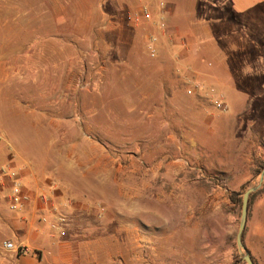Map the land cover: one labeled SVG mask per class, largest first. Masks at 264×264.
Here are the masks:
<instances>
[{
  "label": "rangeland",
  "instance_id": "obj_1",
  "mask_svg": "<svg viewBox=\"0 0 264 264\" xmlns=\"http://www.w3.org/2000/svg\"><path fill=\"white\" fill-rule=\"evenodd\" d=\"M156 1L154 9L145 4L130 15L123 11L125 20H149L139 26L140 50L134 53L121 50L120 45L131 43L127 31L123 41L117 40L121 33L108 32L103 0H0V144L24 160L30 175L48 182L50 187H43L47 196L51 198L53 190L64 198L61 211L67 215L66 223L75 220L74 225L83 227L66 234V239L80 244L74 264H133V257L136 264H157L153 249L138 235L133 251L128 249L127 235L111 233L112 217L128 213L113 178L126 176L133 163L143 173L145 159L159 161L168 152L170 159L178 160L190 152L187 161L207 167L210 183L220 179L219 184L234 189L241 199L248 188L259 185L264 167V6L249 10L238 21L228 2L217 5L225 0H200L195 15L191 8L187 15L181 14L182 8L175 15L176 0ZM144 10L147 18L141 16ZM202 15L205 21L221 22L203 23L194 34L196 42L189 41L190 49L198 51L193 56L179 54L175 34L187 31L186 24ZM97 30L113 47L105 55L104 44L87 35ZM156 30L166 36L168 31L167 44L159 43ZM149 37L156 38L153 57ZM163 81L170 88L152 89ZM159 115L171 121L151 124ZM206 117H223L219 125L233 123L240 129L239 139L246 142L238 149L248 160L238 162V155H225L229 148L218 145L217 137L204 136L206 131L192 135ZM149 125L157 131L151 133ZM171 133L175 140L167 139ZM214 150L224 161L210 156ZM216 166H239L246 173L240 178L236 173L218 176L213 172ZM120 182L126 200L127 184ZM254 193L243 245L255 264H264V179ZM235 209L232 252L215 262L191 261L245 264L244 252L239 253L235 242L241 206ZM99 213L108 217L102 234L97 228Z\"/></svg>",
  "mask_w": 264,
  "mask_h": 264
},
{
  "label": "crops",
  "instance_id": "obj_2",
  "mask_svg": "<svg viewBox=\"0 0 264 264\" xmlns=\"http://www.w3.org/2000/svg\"><path fill=\"white\" fill-rule=\"evenodd\" d=\"M103 2L108 10L103 17V20L107 18L103 23H107L108 32L121 33L119 39L117 38L120 41L121 37L125 36L123 32L127 31L131 43H126L125 46L120 45L121 50L123 52H138L140 50L138 45L141 41L139 26H145V22H149V20L147 17L140 23L130 18L125 20L123 11L127 10V15H130L136 7L145 4L154 9L158 6L157 1L103 0ZM227 2L230 13L238 17V21H242V16L246 15L249 10L264 6V0H225L223 3L218 2L217 5L226 6ZM199 5L200 0H176L175 15L181 8L185 11H182V15H187L190 8L192 9L191 13L195 15L198 10L200 11ZM215 21L221 22V19L205 21L202 15L201 19L189 21L186 24L189 25L187 31L177 32L173 39L179 54L193 56L198 50H191L192 46L189 45V41L196 42L195 37L197 36L194 35L196 29H200L203 23L211 26ZM11 23L13 24V21ZM15 23L19 26L23 25V21H15ZM202 30L208 31L206 26ZM155 32L160 38L159 43L168 42V38H171L168 31V36H166V32L159 30ZM87 35L94 42L104 44L102 47L104 55L107 53L106 50H113V47L108 46L103 40L104 37L100 30H97L96 34L88 32ZM126 42L128 41L126 40ZM144 43L145 39L141 46L142 50H144ZM158 46L160 49V45ZM17 71L16 67L14 72ZM135 72L136 74L141 73L138 70ZM158 85L159 88L154 85L152 89L170 88V84L165 81ZM150 99L152 98L150 97ZM180 117L176 116L175 120L181 122ZM222 118L206 117L202 121L198 120L202 125L198 124L194 129L191 127L192 135L199 137L204 134L203 131H206L207 134L204 136L217 137L218 145H225L229 148L224 151L225 155H229L231 158L238 155V162L246 160L247 157L245 159L241 155L243 149H238L246 142L245 139H239L240 129L236 128L233 123L222 127L219 125ZM157 121L168 122L171 120L159 115L155 118L153 116L150 123L154 124ZM148 128L151 133L157 131L154 125H149ZM243 130L246 133V128ZM167 139L175 140L174 134L171 133ZM249 143L252 144L248 140ZM169 155L168 152L162 154L160 160L155 162L145 159L141 165L143 173H141V168L133 163L126 176L117 175V178H113V185H117V190L120 191L119 198L121 196L123 198L119 201L127 202L128 213L124 217L118 215L112 217L115 224L111 233L119 235V237L127 235L128 249L133 251L136 248V235H138V239H142L145 246L149 245L153 249V262L157 264H197V262L191 261L197 258H211L212 262H215L216 259L220 260L222 256L232 252V235L236 229L237 218L235 205L231 202L230 196L235 190L226 184H219L218 181L214 182L215 184L210 183L206 178L208 176L207 167L194 166L190 161H187L190 152H185L178 160L170 159ZM210 156H213L217 162L224 161V157L215 150ZM23 161L22 158L8 152L0 144V245L2 242L10 241L27 247L37 255L16 257L13 254H0V264H74L75 252L80 244L77 243L76 246L74 240L66 239V234L83 227L74 225L75 220H72L73 223L71 221L66 223L67 215L65 217L62 213L64 211H61L64 198L53 190L51 191L52 197L47 196L43 187H50L48 182H40L32 173L30 175L28 169L23 167ZM231 167L227 166L224 169L217 167L213 172L215 175L223 177L236 173L238 178L242 176V173H246L243 167ZM120 180L126 181L127 184L126 200L124 192L121 190L123 183ZM17 185L20 187L21 194L26 195L28 200L16 204L12 208L13 191ZM122 208L124 207L122 206ZM60 217L65 218L64 225L58 222ZM98 217L100 220L97 228L102 234L104 221H107L108 217L106 215L104 218L101 213ZM118 241L117 239V243ZM78 251L80 252V249ZM131 262L136 264V259L131 258Z\"/></svg>",
  "mask_w": 264,
  "mask_h": 264
},
{
  "label": "built area",
  "instance_id": "obj_3",
  "mask_svg": "<svg viewBox=\"0 0 264 264\" xmlns=\"http://www.w3.org/2000/svg\"><path fill=\"white\" fill-rule=\"evenodd\" d=\"M160 6L162 8H164V3L160 2ZM141 16L148 17V14L144 10V11H141ZM135 20H138V16H137V18ZM155 41H156L155 37H149L148 40H147L148 49H149V53H150L151 57L154 56V52L155 51H154V47H153V42H155ZM13 192H14V195H13L14 197L12 198V201L14 203L12 205V208H14V206L16 204H19L21 202H26L28 200V197L26 195H22L21 194L19 185L15 186ZM58 222L60 224H63L65 222V220H64V218L60 217L58 219ZM0 254H2V255L13 254L16 257L24 256V255H30V254L37 255L36 252L29 250L27 247L19 245V244L12 243L10 241H5V242L1 243V245H0Z\"/></svg>",
  "mask_w": 264,
  "mask_h": 264
},
{
  "label": "water",
  "instance_id": "obj_4",
  "mask_svg": "<svg viewBox=\"0 0 264 264\" xmlns=\"http://www.w3.org/2000/svg\"><path fill=\"white\" fill-rule=\"evenodd\" d=\"M263 179H264V167L260 171L259 185L248 188L242 195L240 220H239V226H238L235 242L239 253L241 254L242 252H244V254H241V258L245 264H255L243 245V234L245 231L247 216H248L249 197L259 188L260 184L263 182Z\"/></svg>",
  "mask_w": 264,
  "mask_h": 264
},
{
  "label": "trees",
  "instance_id": "obj_5",
  "mask_svg": "<svg viewBox=\"0 0 264 264\" xmlns=\"http://www.w3.org/2000/svg\"><path fill=\"white\" fill-rule=\"evenodd\" d=\"M220 180V179H217V181ZM222 180V179H221ZM256 193L252 194L250 197H249V205H248V212H249V206H250V202H251V199L252 197L255 195ZM230 200L231 202L237 206L238 208H240L241 206V202H242V199L241 197L239 196V194L237 193H232L231 196H230ZM252 259V258H251Z\"/></svg>",
  "mask_w": 264,
  "mask_h": 264
}]
</instances>
